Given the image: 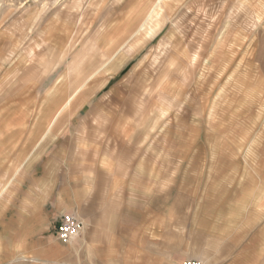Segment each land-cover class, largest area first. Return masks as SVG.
Returning <instances> with one entry per match:
<instances>
[{
	"label": "rangeland",
	"instance_id": "374dc122",
	"mask_svg": "<svg viewBox=\"0 0 264 264\" xmlns=\"http://www.w3.org/2000/svg\"><path fill=\"white\" fill-rule=\"evenodd\" d=\"M63 138L174 155L192 226L231 204L264 264V0H0V215ZM16 245L0 264H24Z\"/></svg>",
	"mask_w": 264,
	"mask_h": 264
},
{
	"label": "crops",
	"instance_id": "0c3cea01",
	"mask_svg": "<svg viewBox=\"0 0 264 264\" xmlns=\"http://www.w3.org/2000/svg\"><path fill=\"white\" fill-rule=\"evenodd\" d=\"M133 144L63 138L31 150L0 215L7 258L22 244L24 264H254L253 249L234 246L231 204L199 209L206 217L192 226L191 191L175 187L174 155L159 161L136 154ZM63 214L84 224L69 244L55 237Z\"/></svg>",
	"mask_w": 264,
	"mask_h": 264
},
{
	"label": "built area",
	"instance_id": "2783aa9c",
	"mask_svg": "<svg viewBox=\"0 0 264 264\" xmlns=\"http://www.w3.org/2000/svg\"><path fill=\"white\" fill-rule=\"evenodd\" d=\"M84 229V224L76 217L63 214L61 215L55 229V237L63 244H68L73 241ZM182 264H201L193 260H185Z\"/></svg>",
	"mask_w": 264,
	"mask_h": 264
}]
</instances>
